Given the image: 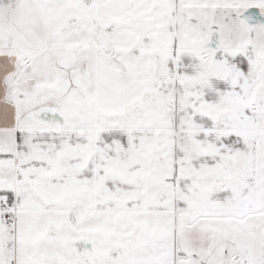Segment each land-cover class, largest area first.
<instances>
[{
  "label": "snow or ice",
  "instance_id": "obj_1",
  "mask_svg": "<svg viewBox=\"0 0 264 264\" xmlns=\"http://www.w3.org/2000/svg\"><path fill=\"white\" fill-rule=\"evenodd\" d=\"M0 264H264V0H0Z\"/></svg>",
  "mask_w": 264,
  "mask_h": 264
}]
</instances>
